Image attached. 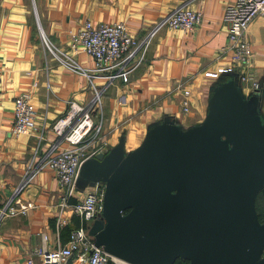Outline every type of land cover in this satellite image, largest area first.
<instances>
[{
    "label": "crops",
    "instance_id": "obj_1",
    "mask_svg": "<svg viewBox=\"0 0 264 264\" xmlns=\"http://www.w3.org/2000/svg\"><path fill=\"white\" fill-rule=\"evenodd\" d=\"M236 0H0V264H41L33 252L46 244L50 249L66 246V231L93 224L74 215L71 206L92 187L78 191L77 198L63 205L56 173L46 168L16 196L27 171L58 142L54 123L69 109V102L90 103V81L63 66L45 46L42 35L53 47L71 55V34L86 21L95 24L124 23L129 33L144 39L155 25L177 7L200 11L201 25L191 33L163 28L154 37L146 60L128 81L117 80L103 96V147L107 155L124 141L127 154L136 151L154 126L167 119L187 132L203 125L209 115L215 90L230 82L238 86L244 101L257 98L264 124V14L250 25L248 37L254 52V72L261 88L253 90L236 74L208 80L204 73L229 65L223 51L228 44L224 14ZM76 61L94 69V59L79 54ZM98 88L106 85L95 79ZM192 91V108L185 114L180 86ZM31 93L36 108V129L31 135L14 136L15 99ZM68 146L61 143L60 148ZM60 149V150H61ZM39 154L36 156L35 152ZM97 155V156H98ZM17 201L29 205L26 215L2 216V210ZM66 222V223H64ZM43 236L46 237L44 241ZM69 264H80L75 254Z\"/></svg>",
    "mask_w": 264,
    "mask_h": 264
},
{
    "label": "water",
    "instance_id": "obj_2",
    "mask_svg": "<svg viewBox=\"0 0 264 264\" xmlns=\"http://www.w3.org/2000/svg\"><path fill=\"white\" fill-rule=\"evenodd\" d=\"M226 75V74H224ZM105 187L103 218L89 235L127 264H264V124L257 98L217 88L206 122L184 132L171 119L141 147L124 141L85 162L78 191Z\"/></svg>",
    "mask_w": 264,
    "mask_h": 264
},
{
    "label": "built area",
    "instance_id": "obj_3",
    "mask_svg": "<svg viewBox=\"0 0 264 264\" xmlns=\"http://www.w3.org/2000/svg\"><path fill=\"white\" fill-rule=\"evenodd\" d=\"M262 14H264V0H236L234 4L227 6L224 23L228 30V44L223 51L229 56L230 63L216 71L204 73L206 79L218 80L224 74H236L242 84L253 90L261 88L254 72V52L248 31L252 22ZM202 20V12L182 5L160 20L142 40L133 37L124 23L95 24L92 21H86L82 27L71 34V55L53 47L42 35L48 51L63 66L75 74L85 76L90 81L93 97L87 105H81L75 101L69 102L68 111L52 127L58 142L41 158L36 167L29 168L16 196L38 173L51 168L55 171L63 191V205L67 207L70 199L77 198V182L83 164L95 158L103 148L102 146L97 148V143L100 142L103 134V120L97 121L96 117L97 114H101L106 90L117 80L128 81L130 75L142 66L154 37L163 28L191 33L201 25ZM82 53L94 59V69L82 67L76 61L75 57ZM95 79H103L106 85L98 88L94 84ZM180 88L183 89V112L189 114L193 93L182 85ZM14 113L15 120L11 133L14 136L31 135L36 129V108L32 102L31 93H23L16 97ZM63 142H66L68 146L61 149L60 145ZM35 154L36 156L39 154L38 150ZM104 195L105 187L97 184L71 206V211L74 215L81 217L85 223L93 224L103 218ZM16 203V205L9 204L2 210V216L26 215L30 206L20 201ZM43 238L46 241V237L43 236ZM75 254L78 255L80 264L117 263V260L103 247L95 245L94 238L89 235V229L85 227L73 230L66 246L50 249L44 244L33 252V257L39 258L41 264H69ZM29 264H35L34 260L30 259Z\"/></svg>",
    "mask_w": 264,
    "mask_h": 264
},
{
    "label": "rangeland",
    "instance_id": "obj_4",
    "mask_svg": "<svg viewBox=\"0 0 264 264\" xmlns=\"http://www.w3.org/2000/svg\"><path fill=\"white\" fill-rule=\"evenodd\" d=\"M92 95H93V91H92ZM262 191H264V189ZM262 191L259 193V195L257 197V204H256V208H257V212H258L259 217L260 216L264 217V196H262V194H261ZM116 264H118V263H116Z\"/></svg>",
    "mask_w": 264,
    "mask_h": 264
},
{
    "label": "trees",
    "instance_id": "obj_5",
    "mask_svg": "<svg viewBox=\"0 0 264 264\" xmlns=\"http://www.w3.org/2000/svg\"><path fill=\"white\" fill-rule=\"evenodd\" d=\"M262 196H264V191H262ZM260 218V221L263 223L264 222V217H259ZM75 229H77V228H75ZM75 229H70L69 231L67 230L66 231V233H68V235L70 236L71 235V233H72V231L73 230H75ZM70 238V237H69ZM112 264H114V262L112 263ZM176 264H189V261H185V260H182V259H179L177 262H176Z\"/></svg>",
    "mask_w": 264,
    "mask_h": 264
},
{
    "label": "bare ground",
    "instance_id": "obj_6",
    "mask_svg": "<svg viewBox=\"0 0 264 264\" xmlns=\"http://www.w3.org/2000/svg\"><path fill=\"white\" fill-rule=\"evenodd\" d=\"M117 260V263L118 264H127V263H125V262H123V261H121V260H118V259H116Z\"/></svg>",
    "mask_w": 264,
    "mask_h": 264
}]
</instances>
